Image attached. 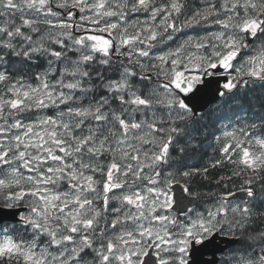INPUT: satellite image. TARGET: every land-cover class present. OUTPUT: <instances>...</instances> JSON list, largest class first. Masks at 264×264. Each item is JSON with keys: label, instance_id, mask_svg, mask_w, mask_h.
<instances>
[{"label": "snow or ice", "instance_id": "snow-or-ice-1", "mask_svg": "<svg viewBox=\"0 0 264 264\" xmlns=\"http://www.w3.org/2000/svg\"><path fill=\"white\" fill-rule=\"evenodd\" d=\"M0 264H264V0H0Z\"/></svg>", "mask_w": 264, "mask_h": 264}, {"label": "trees", "instance_id": "trees-1", "mask_svg": "<svg viewBox=\"0 0 264 264\" xmlns=\"http://www.w3.org/2000/svg\"><path fill=\"white\" fill-rule=\"evenodd\" d=\"M238 104H236L233 100H228L226 99V102L224 105H220L215 107L217 110H210L208 111L210 114L207 115V119L204 124H206L208 136L207 139L204 141V143L201 145V147H206L208 148L209 146L214 147L215 143L213 140V135L210 137L209 133L212 132H218V127L221 125V122L225 119L231 118V111H234L235 114H240V113H253V112H258L260 110L259 108V102L257 100V97L261 96L262 93L260 89H257L254 93L250 92L247 97L243 95V92L240 94ZM236 106H238L236 108ZM215 133V134H216ZM212 139V140H211ZM213 142V143H212ZM212 143V144H211ZM215 149V147L213 148ZM204 150L198 151L196 158L194 160H189L188 162H196L201 158V163L206 164L209 159H211L213 156L207 157V155L204 153ZM220 170H215L211 172V176L215 177L217 172ZM195 189H201V193L209 192L215 189V185L212 183H209L208 181H202L198 182L197 185L195 186Z\"/></svg>", "mask_w": 264, "mask_h": 264}, {"label": "water", "instance_id": "water-1", "mask_svg": "<svg viewBox=\"0 0 264 264\" xmlns=\"http://www.w3.org/2000/svg\"><path fill=\"white\" fill-rule=\"evenodd\" d=\"M222 81V79H221ZM219 85L217 84H213L210 86V88L205 89L202 94H201V99L198 103V105L201 104V111L205 110L211 103L215 102L218 99V96L215 94V89L218 88ZM177 187L175 188V190L177 191ZM217 238H219V236H216L213 245H210V248H222L224 249V247H222L220 244H218L217 242ZM226 240V239H225ZM226 242L228 243V245H230L232 243V241L226 240ZM208 254H211V251L208 252Z\"/></svg>", "mask_w": 264, "mask_h": 264}, {"label": "flooded vegetation", "instance_id": "flooded-vegetation-1", "mask_svg": "<svg viewBox=\"0 0 264 264\" xmlns=\"http://www.w3.org/2000/svg\"><path fill=\"white\" fill-rule=\"evenodd\" d=\"M251 115H252V113H250ZM201 150H204L205 152V154H207V153H209V152H207L205 149H201L200 148V150L199 151H201ZM201 163V158L198 160V161H196V162H190V163H193V164H195V163ZM195 191H197V192H201V189L199 190V189H194ZM225 255V254H224Z\"/></svg>", "mask_w": 264, "mask_h": 264}, {"label": "bare ground", "instance_id": "bare-ground-1", "mask_svg": "<svg viewBox=\"0 0 264 264\" xmlns=\"http://www.w3.org/2000/svg\"><path fill=\"white\" fill-rule=\"evenodd\" d=\"M206 119H207V118H206ZM205 121H206V120H205ZM205 121H203L202 123L204 124ZM220 130H222V125H220V126L218 127V132H217V133L215 132V133L218 135ZM213 133H214V132L209 133V134H210V137L212 136ZM211 138H212V137H211ZM211 140H212V139H211ZM212 141H213V140H212ZM212 143H213V142H212ZM212 143H211V144H212ZM208 148H209V147H208ZM206 149H207V148H206ZM209 158H210V156H209Z\"/></svg>", "mask_w": 264, "mask_h": 264}, {"label": "rangeland", "instance_id": "rangeland-1", "mask_svg": "<svg viewBox=\"0 0 264 264\" xmlns=\"http://www.w3.org/2000/svg\"><path fill=\"white\" fill-rule=\"evenodd\" d=\"M212 148H213L212 146H209V148H207V149H206V147H204V149H205L207 152H209V153H211Z\"/></svg>", "mask_w": 264, "mask_h": 264}]
</instances>
